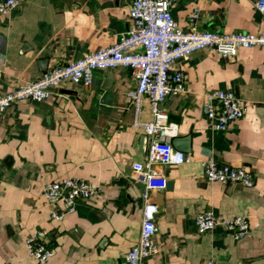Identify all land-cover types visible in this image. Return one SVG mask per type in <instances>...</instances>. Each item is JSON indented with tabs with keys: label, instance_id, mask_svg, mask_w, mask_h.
<instances>
[{
	"label": "crops",
	"instance_id": "obj_1",
	"mask_svg": "<svg viewBox=\"0 0 264 264\" xmlns=\"http://www.w3.org/2000/svg\"><path fill=\"white\" fill-rule=\"evenodd\" d=\"M18 1L0 12L3 93L114 43L130 26V0ZM194 7L200 29L264 33V11L255 0H178L171 11L181 28L189 27ZM172 68L184 72L185 91L167 94L160 106L173 127V146L190 159L155 166L172 184L150 190L158 204L157 249L143 264H264V46L228 56L196 49ZM134 85L128 66L98 68L90 86L63 79L42 100H18L0 111V264H116L137 241L143 190L130 185L150 137L134 124L126 94ZM210 89L232 90L245 103L244 114L225 129L211 127L204 115ZM140 118H153L147 99ZM209 154L243 166L254 184L206 181L201 161ZM71 174L100 189L61 220L49 219L36 190ZM202 210L218 218L245 215L249 228L240 238L221 224L199 232L194 216ZM36 226L55 247L44 263L25 244Z\"/></svg>",
	"mask_w": 264,
	"mask_h": 264
},
{
	"label": "built area",
	"instance_id": "obj_2",
	"mask_svg": "<svg viewBox=\"0 0 264 264\" xmlns=\"http://www.w3.org/2000/svg\"><path fill=\"white\" fill-rule=\"evenodd\" d=\"M178 0H130L128 15L130 26L114 43L84 54L81 58L62 64L52 65L36 79L18 85L7 92H0V111L22 99L42 100L48 94V87L63 79L90 86L94 71L98 68H113L124 65L131 68L135 85L127 90L129 104L134 112V124L149 135L145 161L133 163L132 179L144 183L141 193L144 200L139 237L116 264H143L145 257L157 249L154 238L158 204L151 199L150 190L163 189L166 177L156 165L182 163L190 156L176 149L172 144L173 127L167 122V112L160 103L169 93L185 91L184 72L173 69L172 64L179 58H186L196 49L213 48L221 56L234 55L239 47L264 46L262 32H222L200 29L195 21L198 7L189 15L190 25L181 28L174 18L171 7ZM18 0H0V12L6 13L18 4ZM259 11H264V0H255ZM147 99L152 119H141L143 101ZM203 112L210 126L225 129L230 121L241 117L246 109L244 101L232 90L210 89L204 93ZM203 177L206 181L222 183L239 182L245 186L254 184V176L243 166L221 163L212 154L202 161ZM100 189L97 183L71 174L46 181L36 194L44 199L49 219L61 220L67 213L76 210L80 201ZM199 232L210 230L221 224L235 238L242 237L249 228L245 215L235 214L229 218H218L211 210H202L194 216ZM28 252L38 263H44L55 252L48 231L36 226L25 237ZM203 264H220L208 259Z\"/></svg>",
	"mask_w": 264,
	"mask_h": 264
},
{
	"label": "water",
	"instance_id": "obj_3",
	"mask_svg": "<svg viewBox=\"0 0 264 264\" xmlns=\"http://www.w3.org/2000/svg\"><path fill=\"white\" fill-rule=\"evenodd\" d=\"M26 100H27V98H26ZM186 144H187V138H186ZM171 184H172V181H170V180L169 181H166L165 188L170 187ZM134 185H137L142 190L144 189V183L143 182L137 181L135 179H132V184L130 185V187H133Z\"/></svg>",
	"mask_w": 264,
	"mask_h": 264
}]
</instances>
